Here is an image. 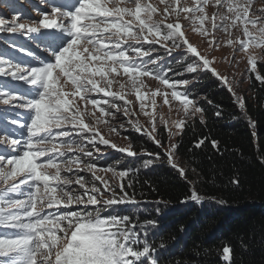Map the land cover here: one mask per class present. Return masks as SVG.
<instances>
[{
  "label": "snow or ice",
  "instance_id": "1",
  "mask_svg": "<svg viewBox=\"0 0 264 264\" xmlns=\"http://www.w3.org/2000/svg\"><path fill=\"white\" fill-rule=\"evenodd\" d=\"M159 3L162 8L148 0H68L64 5L52 4L51 14L43 12L32 24L20 23L19 16L11 21L0 19V32L34 40L42 53H48L37 55L13 45L31 58L23 65L0 53V78L28 88L20 92L0 82V105L27 115V119L11 121L26 133L0 137V145L6 148L0 152V264H158L146 232L156 222L104 215L114 206L140 203L134 192L138 170L123 169L119 162L101 167L94 157L101 151L98 145H104L128 157L144 158V168L166 158L169 167L186 180L187 169L176 155L178 143L170 139L166 146L162 138L157 139L161 128L174 138L182 136L189 121L206 125L200 101L190 98L186 87L177 90L188 85L183 76H196L197 81L200 76H211L230 94L239 118L255 128L247 97L238 87L243 77L229 79L221 74L212 52L223 41L232 49L231 60H236L237 53L241 60L246 58L249 79L255 73L264 85V75L256 72L255 51L264 55V7H254L253 0ZM190 31L202 38L204 51L199 43L191 42ZM173 54L181 58L175 61L177 68L164 63V56ZM141 77H151L167 88L152 90ZM69 82L71 93L65 91ZM113 85L120 91H110ZM125 89L135 93L138 109L125 99ZM142 89L148 90L147 97ZM101 93L106 97L103 101L92 98ZM158 96L169 106V113L174 104L182 113L181 118L171 120V126L170 116L158 113ZM117 98L124 101L122 106L114 102ZM203 100L212 105L207 97ZM88 105L98 107L99 115ZM215 107L219 118L222 109ZM101 124L117 136L134 131L160 151L137 153L130 138L127 146L120 147L101 134ZM204 143L201 138L193 147ZM211 144L218 148L217 141ZM81 172L90 174L91 180ZM98 172H110L111 180ZM192 172L199 177L195 168ZM190 197L201 202L195 182ZM220 251L222 262H230L231 247L225 245Z\"/></svg>",
  "mask_w": 264,
  "mask_h": 264
},
{
  "label": "trees",
  "instance_id": "2",
  "mask_svg": "<svg viewBox=\"0 0 264 264\" xmlns=\"http://www.w3.org/2000/svg\"><path fill=\"white\" fill-rule=\"evenodd\" d=\"M257 72L264 75V59L257 63ZM186 90L190 98L200 101L207 121L206 125L189 121L182 136H176V155L187 169V179L163 158L148 168L142 167L144 158L124 156L119 164L138 170L134 192L140 203L134 206L148 208L150 214L142 216L156 222L149 226L147 239L158 264H224L220 250L225 245L232 249L227 264H264V85L251 75L240 92L247 97L254 129L239 118L232 97L211 76H200ZM215 105L222 109L219 118ZM128 138L137 153L160 151L145 137L131 133ZM201 138L205 143L194 148L193 143ZM213 140L218 148H213ZM113 159L121 160L111 152L95 162L108 166ZM234 179L238 185L232 183ZM193 182L202 198L199 203L190 197Z\"/></svg>",
  "mask_w": 264,
  "mask_h": 264
},
{
  "label": "rangeland",
  "instance_id": "3",
  "mask_svg": "<svg viewBox=\"0 0 264 264\" xmlns=\"http://www.w3.org/2000/svg\"><path fill=\"white\" fill-rule=\"evenodd\" d=\"M8 0H0V19H5L7 21H11L13 16H19L17 13L11 14L8 12V7L6 5V2ZM13 1V3L17 6H19L20 8H22L23 10H26V13H30L32 12L33 9H35V2L33 0H11ZM148 2L153 3L154 5H157L159 8H162L163 5H161L159 3V0H148ZM253 6L254 7H264V4H262L260 2V0H253ZM212 9L209 8V14L211 13ZM39 13H43V12H39ZM50 14V12H48ZM36 16L32 15L31 18H27L26 16H19L20 17V23H27V24H32L34 21H38L40 18H42V15L40 14L38 16V13H35ZM38 16V17H37ZM251 29V26H250ZM233 39H235L236 37V30H233ZM189 38L191 40L192 43L200 44V50L204 51L205 47H204V43H202V38L199 37L198 34L194 33V32H189L188 33ZM242 38V37H241ZM32 43H34V40H29L27 37H24L22 35L19 34H13V33H7V32H0V53L3 54V56L7 57V58H11L13 62H20L22 65L25 61L30 60L31 58L26 56L24 53H21L18 51L17 47H13V45L19 46V47H23L25 49H30L31 50V46ZM257 55H258V59H257V63L262 62V60L264 59V55L260 54V50L259 49H255ZM163 55V53H161ZM231 54H232V49L227 46L226 44L223 43V41L221 42V47L217 48L215 51L212 52V57H216V61L214 62V66L219 70V72L221 74H225L229 77V79L233 78V75H235L236 79H240L241 77H243V83L239 84V90L240 92L244 90L247 81H248V76L249 73H247V71H245L246 69V58L241 60L240 58V54L237 53L236 54V60L233 61L231 60ZM170 58H174V59H170ZM181 59L180 57L176 56L175 54H173L172 57H167L164 56V61H166L167 63H172L173 60H179ZM237 61L239 62L237 65ZM178 67V65L176 64V68ZM256 72H257V68H256ZM252 76L255 77V73L251 74ZM141 79L144 80L145 84L149 85V87L152 90H155L157 86H159L161 91H164L167 86L162 85L159 83V81L152 79L151 77H141ZM183 79L188 81V85L190 86L192 84L193 81H197V77L193 76V75H185L183 76ZM0 82H2L4 84L5 87H8L10 89H15L18 90L20 92H27L28 88L27 86H22V84L20 82H11L9 83L7 79H2L0 78ZM187 85V86H188ZM186 86H182L180 88H178L177 90L183 91L185 89ZM110 91H120L118 85H113V87L111 89H109ZM65 91L68 93H71L72 91H74V89L71 87V84L69 82L68 85H66L65 87ZM142 91H144L146 97L149 95V92L147 89H142ZM167 91L171 92V89H167ZM122 94L125 95V99L132 101L133 103L136 104V107L138 109V102L136 101V97H135V93L131 91V89H125ZM92 98H99L101 99V101H103L104 99H106L104 94H94L92 96ZM77 100H79V98H76ZM157 106H158V113H163L165 114L166 117L170 116L169 119V124L171 126V120L173 119H179L182 116V113H178L176 108H175V104L172 107L171 113H169V106L167 105H163V100L161 97H157ZM115 103L119 104V105H123L124 101H120L118 98L114 101ZM83 102H81V107H83ZM89 110H93L96 112L97 115H99V108L92 106V105H88L87 106ZM24 110L21 109H10L7 108L6 106L0 105V137H3L6 133L9 135V137L12 138H17L20 137L22 133H26V130L24 128H22L21 126L17 125V124H12L11 121H15V120H20V119H27V115L25 114L23 117L21 116V113ZM141 124H143L145 122V118L142 114H140L138 116ZM85 122H89L88 119L86 118ZM159 123V122H158ZM101 134L104 135L106 138L110 139L112 142L116 143L118 146L120 147H124L127 146V144L129 143V138L128 136L131 135V133L133 134H137L134 131H121V134L119 136L115 135L114 133L110 134L108 129L103 125H99ZM138 135V134H137ZM139 136V135H138ZM160 136L163 137L164 139V144L167 146L169 144V140L171 139L173 143H175V139L174 138H170L168 132H166L163 128H161V132L160 134L157 136V139H160ZM98 147L101 149V151L99 153L95 154L94 159H100V155L106 154L108 152H117L119 153V156L121 158L120 161H116V160H112V162L108 165H116L117 162H119V164H122V160H124V156H126V154H122L118 151H116L115 149H111L109 146H104V145H98ZM6 151V148L2 145H0V152H4ZM135 151V150H134ZM142 150H140L138 153H140ZM9 155L13 154L11 152H8ZM128 157V156H127ZM87 159V158H85ZM164 162L166 163L167 160L166 158H163ZM122 162V163H121ZM120 166V165H119ZM106 167V166H104ZM123 165H122V167ZM49 171H54V170H49ZM80 175L85 176L86 180H91V176L88 173L85 172H81L79 173ZM98 175H106L110 180H111V173H103V172H98ZM116 181H113V183H115ZM126 182V181H125ZM73 187L78 188V186L73 185ZM129 194L131 193V190L128 189ZM137 204H126L125 207L124 205L121 206H114L113 210H108L104 213V215H128L130 216L133 220H139L140 222H144V221H151L149 219H151L150 217H143V214H150L148 208H143L142 210H138L137 208L141 207L139 206H134ZM134 206V207H132ZM117 211V212H115ZM150 228L148 227L146 229L147 234L149 233ZM148 236V235H147ZM149 237V236H148ZM155 256V253H154Z\"/></svg>",
  "mask_w": 264,
  "mask_h": 264
},
{
  "label": "clouds",
  "instance_id": "4",
  "mask_svg": "<svg viewBox=\"0 0 264 264\" xmlns=\"http://www.w3.org/2000/svg\"><path fill=\"white\" fill-rule=\"evenodd\" d=\"M170 59H174V58H170ZM175 61H176V60H173L172 65H173V63H175ZM164 63H165V64H168L169 62L167 63L166 61H164ZM175 64H176V63H175ZM192 84H193V82H192ZM192 84H191V85H192ZM191 85H190V86H191ZM188 86H189V85H188ZM188 86H186V88H187ZM184 90H185V89H184ZM110 153H111V152H110ZM114 153H117V152H114ZM117 154L119 155V153H117ZM103 156H105V155H100V159H101V157H103ZM101 167H104V166H101Z\"/></svg>",
  "mask_w": 264,
  "mask_h": 264
}]
</instances>
